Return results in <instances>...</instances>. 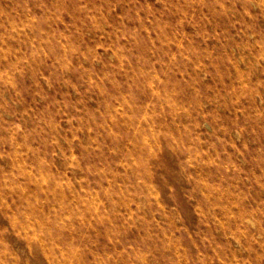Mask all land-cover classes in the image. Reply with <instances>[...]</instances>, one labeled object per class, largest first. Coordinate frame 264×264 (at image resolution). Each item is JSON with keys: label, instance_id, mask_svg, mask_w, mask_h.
<instances>
[{"label": "rangeland", "instance_id": "rangeland-1", "mask_svg": "<svg viewBox=\"0 0 264 264\" xmlns=\"http://www.w3.org/2000/svg\"><path fill=\"white\" fill-rule=\"evenodd\" d=\"M0 264H264V0H0Z\"/></svg>", "mask_w": 264, "mask_h": 264}, {"label": "bare ground", "instance_id": "bare-ground-1", "mask_svg": "<svg viewBox=\"0 0 264 264\" xmlns=\"http://www.w3.org/2000/svg\"><path fill=\"white\" fill-rule=\"evenodd\" d=\"M187 37V36H186ZM257 44V43H256ZM257 50V49H256ZM258 52V51H257ZM263 52V51H262ZM263 57V56H262ZM18 59V58H17ZM235 61V60H234ZM204 64V63H203ZM249 89V88H248ZM172 102V101H171ZM176 103V102H175ZM178 104V103H177ZM164 113V112H163ZM155 141V140H154ZM127 162V161H126ZM200 168V167H199ZM200 178V177H199ZM205 183V182H204ZM106 195V194H105ZM219 206V205H218ZM201 210V209H200ZM232 215V214H231ZM234 216V214H233ZM240 217V216H239ZM69 229V228H68ZM236 230V229H235ZM243 233V232H242ZM186 257V256H185Z\"/></svg>", "mask_w": 264, "mask_h": 264}]
</instances>
